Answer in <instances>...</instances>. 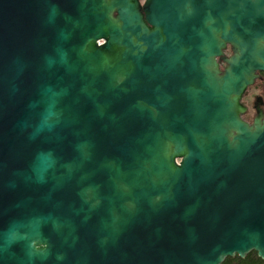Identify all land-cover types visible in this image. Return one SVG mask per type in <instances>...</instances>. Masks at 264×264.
<instances>
[{
    "label": "water",
    "instance_id": "95a60500",
    "mask_svg": "<svg viewBox=\"0 0 264 264\" xmlns=\"http://www.w3.org/2000/svg\"><path fill=\"white\" fill-rule=\"evenodd\" d=\"M259 72L264 0H0V264L264 259Z\"/></svg>",
    "mask_w": 264,
    "mask_h": 264
},
{
    "label": "flooded vegetation",
    "instance_id": "af4514ba",
    "mask_svg": "<svg viewBox=\"0 0 264 264\" xmlns=\"http://www.w3.org/2000/svg\"><path fill=\"white\" fill-rule=\"evenodd\" d=\"M138 1L142 5L145 0L143 2L141 0ZM229 55V46H227L224 49V57H228ZM259 75L252 84L245 88L239 100L243 107L240 117L248 124H251L255 117L264 115V72H259Z\"/></svg>",
    "mask_w": 264,
    "mask_h": 264
},
{
    "label": "trees",
    "instance_id": "16d2710c",
    "mask_svg": "<svg viewBox=\"0 0 264 264\" xmlns=\"http://www.w3.org/2000/svg\"><path fill=\"white\" fill-rule=\"evenodd\" d=\"M221 264H264L255 251H250L244 258L237 255L234 257H226Z\"/></svg>",
    "mask_w": 264,
    "mask_h": 264
},
{
    "label": "clouds",
    "instance_id": "9594fccd",
    "mask_svg": "<svg viewBox=\"0 0 264 264\" xmlns=\"http://www.w3.org/2000/svg\"><path fill=\"white\" fill-rule=\"evenodd\" d=\"M141 2H143V0H141ZM113 15H115V13H113ZM103 43H105L103 40H101V41H97V46L103 45ZM220 67H221V70H223L224 65L221 64ZM261 119H262V122H264V117H262ZM249 123H251V121H249Z\"/></svg>",
    "mask_w": 264,
    "mask_h": 264
}]
</instances>
